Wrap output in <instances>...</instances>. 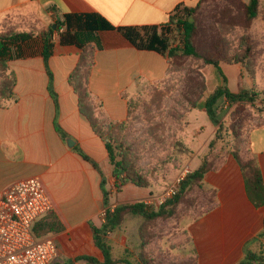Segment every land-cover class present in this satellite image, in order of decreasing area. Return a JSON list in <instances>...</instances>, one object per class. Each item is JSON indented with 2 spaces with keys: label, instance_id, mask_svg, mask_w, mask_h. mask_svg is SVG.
I'll use <instances>...</instances> for the list:
<instances>
[{
  "label": "crops",
  "instance_id": "obj_1",
  "mask_svg": "<svg viewBox=\"0 0 264 264\" xmlns=\"http://www.w3.org/2000/svg\"><path fill=\"white\" fill-rule=\"evenodd\" d=\"M199 1L0 0V29L42 31L68 13H99L117 27H160L177 7H194ZM98 35L101 47L92 44L89 50L93 64L88 87L93 113L104 124L121 123L128 117L129 100L141 85H157L169 78V59L138 48L119 29ZM54 39L48 66L41 54L9 62L6 74H15L17 82L15 96L0 106V198L11 185L39 178L53 202L48 217H56L63 225L61 231L47 235L53 237L59 251L53 264H86V257L103 262V251L93 234V226L100 228L105 222L103 177L111 209L142 203L150 193L157 192L152 194L154 191L147 189L134 198L117 199L107 147L81 114L78 95L70 84L81 51L59 44L57 34ZM50 85L58 96V107ZM57 124L66 137L57 130ZM70 139L73 144L68 143ZM240 156L244 161L255 160L264 184V119L249 130ZM204 190L209 195L207 203L201 201L198 220L184 226L187 237L180 247L183 254L179 261L188 264L195 258L194 252L198 264H238L245 256V247L259 251L260 243L255 238L263 230L264 206L257 207L250 199L239 162L233 156L220 161L217 170L206 175ZM143 221L142 216L127 215L119 230L106 235L113 258L139 264Z\"/></svg>",
  "mask_w": 264,
  "mask_h": 264
},
{
  "label": "rangeland",
  "instance_id": "obj_2",
  "mask_svg": "<svg viewBox=\"0 0 264 264\" xmlns=\"http://www.w3.org/2000/svg\"><path fill=\"white\" fill-rule=\"evenodd\" d=\"M241 16L242 13L228 0L202 2L196 13L200 57L178 58L171 63L170 76L165 82L141 85L128 102L124 129H110L103 123L102 129L106 135H111V140L123 141L129 147L136 171L149 184L148 188L127 184L120 186L119 190L114 186L118 200L134 198L147 189L154 191L152 194L161 193L183 168L187 167L190 174L205 159L216 163L217 167L220 161L241 149L249 130L264 119L263 23L255 21L246 30L241 25ZM170 40L171 45L181 44L180 29L173 31ZM247 40L252 41L254 50L250 69L241 64L238 65L243 69L236 64L222 63L221 71L230 91L249 90L256 94V100L229 106L221 99L216 106L222 123L219 128L211 123L204 111L192 107L193 101L206 98L223 83L216 67L205 64L203 57L213 52L216 46L228 53L240 54ZM207 196L205 190L194 188L188 198L190 204L197 208L190 209L187 203H182L176 216L158 220L154 238L146 245L147 257L153 260V264H184L179 261L183 254L180 247L187 237L184 226L198 220L199 204L201 201L206 204ZM193 256L196 259L194 252Z\"/></svg>",
  "mask_w": 264,
  "mask_h": 264
},
{
  "label": "trees",
  "instance_id": "obj_3",
  "mask_svg": "<svg viewBox=\"0 0 264 264\" xmlns=\"http://www.w3.org/2000/svg\"><path fill=\"white\" fill-rule=\"evenodd\" d=\"M200 0L194 7H177L175 12L169 16V21L158 27H143L141 29L133 27H117L99 13L91 14H65L63 20L56 21L47 29L42 31H25L11 27L0 29V74L3 80L0 83V106L2 102L11 100L15 96V86L17 77L15 74L7 75L9 62L16 59H25L41 54L48 66V59L52 56L55 47V34L58 35V42L61 45L76 46L80 51V59L77 67L70 75V84L79 98V109L81 114L89 121L95 134L105 143L109 160L113 167V173L116 178V187L132 184L139 188H148V181L136 171L135 164L130 157L129 147L123 141L111 140V135H106L103 122L94 116L91 105V94L88 87V77L92 68V55L89 52L92 44L97 48L101 47L99 33L119 29L124 36L140 49L152 50L169 59V64L178 58L200 57L198 48V25L196 13L202 2ZM233 8L242 13L241 25L249 30L255 21H264V2L263 0H250L248 3L242 0H228ZM236 23H238L236 21ZM180 29L182 42L180 45H171V35L175 29ZM252 41L245 42V48L242 53L231 54L219 46L215 47L213 52L203 57V62L207 65H214L217 72L223 77V83L206 98H201L192 102V107L204 111L214 126L221 128L222 123L218 117L217 103L224 99L229 106L238 103H254L256 94L243 89L240 92H232L226 85V78L221 71V64H241L245 69H250L253 61ZM50 73V72H49ZM52 78V75L50 73ZM52 80V79H51ZM51 94L58 107V96L50 85ZM124 122H110L106 127L110 129L125 128ZM57 130L64 137L66 134L57 124ZM81 155L90 161L97 169L99 166L82 151ZM233 157L239 162L244 175L247 192L250 199L257 207L264 206V184L261 172L254 159L244 161L240 156V149L234 151ZM223 158V157H222ZM216 163L205 159L203 163L182 182L177 190L176 196L166 201L157 210L146 207L143 203H125L116 206L111 210L109 208V192L106 190V179L103 177L102 187L105 193L106 215L105 222L100 228L93 226V234L96 245L103 251L105 260L99 261L95 257H86V264H132L130 261L115 259L112 256V247L108 244L106 235L120 229L127 215H139L144 221L139 229L141 240L139 262L140 264H153V260L147 257L146 245L148 241L154 238V228L158 225V220H167L173 218L178 213L182 203H187L188 207L197 208L190 204L188 198L194 188L204 190L205 177L208 173L216 171ZM194 203V202H193ZM195 210V209H194ZM52 213V212H51ZM50 213V214H51ZM49 214V215H50ZM45 216L37 221L33 231L37 237H44L52 232L61 231L63 225L56 217ZM260 243V250L255 252L245 247V256L238 264H264V225L263 230L255 238ZM197 259V258H196ZM192 258L188 264H198L197 260Z\"/></svg>",
  "mask_w": 264,
  "mask_h": 264
},
{
  "label": "built area",
  "instance_id": "obj_4",
  "mask_svg": "<svg viewBox=\"0 0 264 264\" xmlns=\"http://www.w3.org/2000/svg\"><path fill=\"white\" fill-rule=\"evenodd\" d=\"M189 172L183 168L166 190L142 203L150 209L159 208L176 196ZM52 210L53 202L39 178L21 180L6 190L0 198V264L54 263L59 254L55 240L51 236L37 237L33 231L35 223Z\"/></svg>",
  "mask_w": 264,
  "mask_h": 264
},
{
  "label": "water",
  "instance_id": "obj_5",
  "mask_svg": "<svg viewBox=\"0 0 264 264\" xmlns=\"http://www.w3.org/2000/svg\"><path fill=\"white\" fill-rule=\"evenodd\" d=\"M68 143H69V144H73L74 141H73L72 139H70V140L68 141Z\"/></svg>",
  "mask_w": 264,
  "mask_h": 264
}]
</instances>
